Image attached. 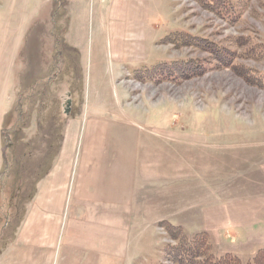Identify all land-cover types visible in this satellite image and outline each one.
<instances>
[{
	"label": "rangeland",
	"instance_id": "rangeland-1",
	"mask_svg": "<svg viewBox=\"0 0 264 264\" xmlns=\"http://www.w3.org/2000/svg\"><path fill=\"white\" fill-rule=\"evenodd\" d=\"M244 1L240 21L231 25L193 0H144L148 15L142 30L132 10L122 20H110L106 6L95 13L94 0H0V207H5L0 209V226L16 204L14 194L23 191L28 157L38 162L36 147L47 141V131L56 137V129L69 119L83 126L99 122L115 127L112 139L124 134L118 127L136 123L144 140L160 143L161 160L169 161L161 162V177L214 174L220 169L209 161H226L237 145L258 144L264 155V88L254 83L264 75V60L237 59L236 64L256 75L248 84L243 78L247 71L209 70L208 62L214 60L205 52L158 45L181 30L234 56L243 52L235 46L236 38L264 43V0ZM172 59H189V64L180 65L178 73L177 67L174 72L157 67ZM190 69L202 72L183 78ZM151 73L153 78L139 77ZM227 166L224 178L231 173ZM169 184L163 182L155 198L159 212L132 224L127 244L106 264H175L165 255L166 246L175 243L162 222L179 226L187 238L204 231L189 212H176L181 218L174 219L171 193L169 198L163 195L173 191L175 183ZM176 186L173 192L183 193L178 192L183 182ZM11 239L0 233V253ZM257 243L227 249L244 263L264 248ZM212 251L221 254L213 244Z\"/></svg>",
	"mask_w": 264,
	"mask_h": 264
},
{
	"label": "crops",
	"instance_id": "crops-1",
	"mask_svg": "<svg viewBox=\"0 0 264 264\" xmlns=\"http://www.w3.org/2000/svg\"><path fill=\"white\" fill-rule=\"evenodd\" d=\"M94 1L95 13L106 6L110 20H122L132 10L143 30L148 15L144 0ZM128 124L118 127L124 133L118 139L110 135L115 127L99 122L83 126L75 119L56 129V137L47 131V141L36 147L40 159L28 157L23 191L14 194L16 204L0 226V233L12 238L0 253V264L112 261L113 252L127 244L132 224L159 212L155 198L167 180L170 188L175 183L173 191L179 189L176 182L184 184L178 191L183 193L164 192L168 198L171 193L169 212L175 220L181 218L176 212H189L218 253H230L228 247L241 250L251 240L264 246V155L258 144L237 145L226 161H209L220 169L214 174L161 177V162L167 160L159 157L160 143L144 140L140 127ZM229 164L231 173L224 178Z\"/></svg>",
	"mask_w": 264,
	"mask_h": 264
},
{
	"label": "trees",
	"instance_id": "trees-1",
	"mask_svg": "<svg viewBox=\"0 0 264 264\" xmlns=\"http://www.w3.org/2000/svg\"><path fill=\"white\" fill-rule=\"evenodd\" d=\"M201 9H204L208 12L219 17L227 24H236L240 21L242 17V8L245 4L241 2L242 0H193ZM234 44L237 48H242L243 52L241 54L232 55L226 54L224 48L219 47L216 43L210 41L207 38H204L200 35L191 34L186 31H176L171 33L164 38H162L158 45H168L173 49L181 48H193L202 52H205L209 57L213 58L214 61L208 62V68L216 69L223 68L229 69L236 75H242L244 71H247L243 78L245 81L250 84L253 77H256L251 73L250 69L245 66L236 64L237 59H242L244 61L260 62L264 60V43L252 42L248 36L239 37L234 40ZM234 56V57H232ZM189 59H179V60H170L168 62H160L159 66H166L174 72L175 68L178 73L181 67L180 65L184 64L185 66L189 64ZM191 63V62H190ZM155 69L154 73L158 72V69ZM189 74L183 75V78L186 76H194L202 72L195 71L192 69L188 70ZM187 73V72H186ZM246 73V72H245ZM139 74H136V77ZM142 80H145L146 77H154L153 73L149 75H143ZM151 78V79H152ZM257 81L254 83H260L264 88V75H258ZM257 85V84H256ZM163 230L168 235L170 240L174 241V245L166 246L165 255L167 258H170L175 264H264V248L257 250L254 256L242 262V260L232 253H223L216 255L212 251V243L210 241L209 233L202 231L196 233L192 238H187L182 229L179 226H173L168 222H162Z\"/></svg>",
	"mask_w": 264,
	"mask_h": 264
},
{
	"label": "water",
	"instance_id": "water-1",
	"mask_svg": "<svg viewBox=\"0 0 264 264\" xmlns=\"http://www.w3.org/2000/svg\"><path fill=\"white\" fill-rule=\"evenodd\" d=\"M66 113H68V111L66 110Z\"/></svg>",
	"mask_w": 264,
	"mask_h": 264
}]
</instances>
